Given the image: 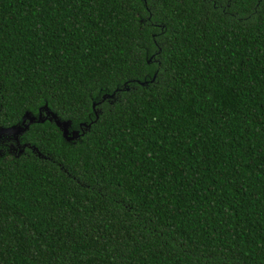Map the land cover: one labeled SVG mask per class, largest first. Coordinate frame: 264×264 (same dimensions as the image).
<instances>
[{
	"label": "trees",
	"instance_id": "16d2710c",
	"mask_svg": "<svg viewBox=\"0 0 264 264\" xmlns=\"http://www.w3.org/2000/svg\"><path fill=\"white\" fill-rule=\"evenodd\" d=\"M44 109L0 264H264V0H0V129Z\"/></svg>",
	"mask_w": 264,
	"mask_h": 264
},
{
	"label": "water",
	"instance_id": "95a60500",
	"mask_svg": "<svg viewBox=\"0 0 264 264\" xmlns=\"http://www.w3.org/2000/svg\"><path fill=\"white\" fill-rule=\"evenodd\" d=\"M108 97H112V95L108 96ZM47 111V110H46ZM46 116H50L51 119H53L55 121V116L52 114V113H49V112H46ZM45 118L47 117H44L43 119H37L36 121L33 120V118H30L25 125H23V127H19V126H11L9 128H6V129H0V135L2 133H10L11 136H13L14 138L19 135L21 132H23L27 126L33 122H41L43 121ZM55 124L61 128V131H62V134H63V137L66 139V140H72V139H75L76 138V135H77V132L75 133V135L73 136V134H71V136L67 137V133H66V126L68 124V122H61V123H58L57 121H55ZM83 125V124H81Z\"/></svg>",
	"mask_w": 264,
	"mask_h": 264
},
{
	"label": "rangeland",
	"instance_id": "374dc122",
	"mask_svg": "<svg viewBox=\"0 0 264 264\" xmlns=\"http://www.w3.org/2000/svg\"><path fill=\"white\" fill-rule=\"evenodd\" d=\"M46 112H47L46 109H44V111L41 112L40 118H44V117H47V118H48L49 116H46ZM30 118H31V117H25V118L23 119L22 126H20V128L23 127V125H25L26 122H27ZM66 133H68V129H66ZM75 133H76L75 130H71L70 133H69V136H71V134H73V136H74ZM12 140H14V137L11 136L10 133H2V134L0 135V146L3 147L2 152H4V151L6 150V152L11 153V152H13V151H15V150L18 151V149H20L19 146L16 147V146H15L14 144H12V143H9V144H6V143H5V142L12 141ZM0 151H1V150H0Z\"/></svg>",
	"mask_w": 264,
	"mask_h": 264
}]
</instances>
